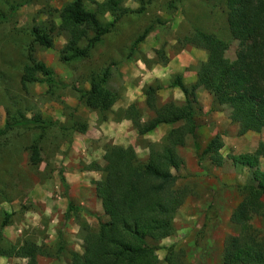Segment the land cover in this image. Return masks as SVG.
Masks as SVG:
<instances>
[{
    "label": "rangeland",
    "instance_id": "rangeland-1",
    "mask_svg": "<svg viewBox=\"0 0 264 264\" xmlns=\"http://www.w3.org/2000/svg\"><path fill=\"white\" fill-rule=\"evenodd\" d=\"M104 1L84 3L109 32L93 44L87 56L65 62L70 40L81 36L77 45L86 48L95 36L87 26L75 28L76 32L71 29L70 9L75 0H0V12L6 16L0 23V130L7 121L15 123L22 116L54 124L47 130L15 127L0 135V246L8 249L11 244H37L41 252L39 264H70L72 253L84 254L86 233L82 224L87 223L97 232L100 222L109 221L104 214L97 215L96 207L95 183L103 179L104 172L88 168L94 164L106 166L105 155L116 146L115 137L124 143L126 129L119 127L125 122L121 113L124 107L135 104L140 122L145 124L161 106L183 103L174 100L176 92L171 86L183 81V73L174 74V66L168 69L167 65L171 60L183 65L194 56L197 62L186 71L195 72L198 80L202 57H206L202 52L207 58L208 53L190 40L197 30L228 42L223 56L232 63H237L236 53L244 46L242 40L231 35L225 6L218 1L125 0L128 12L124 15L104 12L97 5ZM20 3L26 5L12 15L11 7ZM35 27L51 35L52 49L35 42ZM148 28L151 32L133 51L134 42ZM32 53L52 71V81L40 73L27 76ZM107 68L111 70L106 88L112 108L105 113L104 121L79 91L93 97L91 81L100 80ZM153 68L156 71L150 73ZM23 78H27V87ZM149 87L155 93L147 96ZM201 90L205 92L201 95L197 91L192 98L196 99L193 106L197 138H186L185 145L178 148L185 164L171 170L186 200L175 216V232L159 244L160 264H223L228 241L242 234V227L232 222L244 198L242 189L257 185L255 169L236 164L232 156L247 154L264 143V130L240 135L232 129L239 124L232 123L229 133H215L212 117L221 114L230 119V109ZM209 103L211 107L206 108ZM177 127L178 124L166 125L161 137L157 132L156 138L154 134L138 136L134 146L125 147L135 150L140 161L138 171L149 161L148 146L163 145ZM218 134L225 144L221 159L213 162L204 151ZM259 168L264 172V158ZM61 169L69 192L60 179ZM262 199L264 202V195ZM69 201L82 211L68 215ZM6 214L11 215L9 225L2 229ZM247 224L263 236L264 212L254 215ZM202 231L205 235L198 237ZM196 241L199 248L195 247ZM256 263H260L258 258Z\"/></svg>",
    "mask_w": 264,
    "mask_h": 264
},
{
    "label": "trees",
    "instance_id": "trees-1",
    "mask_svg": "<svg viewBox=\"0 0 264 264\" xmlns=\"http://www.w3.org/2000/svg\"><path fill=\"white\" fill-rule=\"evenodd\" d=\"M221 2L226 9L227 24L233 37L243 41L244 46L236 53L237 63H232L223 56L229 48V43L216 36L197 30L190 39L194 45L204 49L208 58L200 65L199 78L196 83L187 86L183 81L171 84L179 88L185 102L178 104L171 102L156 110L155 117L145 124H141L139 109L135 104L121 111L122 120L131 121L138 135L145 136L162 125H176L179 127L169 133L165 143L150 144L149 161L141 171L136 169L139 158L132 147L123 148L114 146L107 150L105 155L106 166L100 168L97 164L88 168L104 172L101 181L95 183L96 195L102 202L107 222L99 223V230L94 231L87 223L82 224L86 235L84 237V254L72 253L71 264H160L157 251L160 242L171 237L175 232L174 219L181 206L184 205L186 194L182 188L176 187L177 178L171 172L184 166V160L178 152L183 147L186 138H197L198 126L195 122V110L192 99L194 94L204 89L214 96V101L224 102L230 109V119L238 123L240 135L247 132H261L264 130V0H205L207 3ZM125 0H105L97 4L104 12L120 15L128 11L124 9ZM26 5L20 3L11 7V14ZM103 13V12H102ZM71 24L75 28L87 26L95 33L89 46L81 48L77 45L78 39L70 40L63 57L65 62L87 56L90 48L96 41L109 32L98 21L95 13L88 12L84 0H75L71 9ZM6 19L0 12V23ZM146 29L134 42L132 50L135 51L149 33ZM35 42L44 49H52L54 41L49 33L34 28ZM133 54V53H132ZM31 67L27 76L40 73L53 80V73L45 64L30 55ZM110 68L105 69L100 80L91 81V93L81 92L86 104L99 111L106 121L105 113L111 111L112 103L108 101L106 88ZM27 78H23L25 83ZM147 96L155 93L152 87L145 92ZM54 124L41 119H27L22 116L15 123L7 121L0 130V135L8 133L11 129L47 130ZM224 147L221 136L216 135L205 149L204 154L213 162L221 159L220 151ZM264 158V143L259 144L254 153L232 156V160L242 167L255 169L257 185L246 186L242 189L243 201L234 211L232 222L242 227L239 237L231 238L225 248L223 264H264V235L247 224L254 215L264 212V172L259 168L260 160ZM60 179L67 192L70 186L67 183L63 169L60 170ZM82 211L71 201L68 202L67 214ZM11 215L6 214L2 229L9 225ZM206 228L207 225H204ZM259 233V235H258ZM202 231L198 237L204 236ZM0 232V241L3 239ZM62 247L63 241L59 237ZM11 244V243H10ZM9 246V245H8ZM195 247L200 243L196 241ZM169 250H173L170 247ZM40 248L37 244L28 242L22 246L10 245L7 248L0 246V256L8 258H21L25 264H38Z\"/></svg>",
    "mask_w": 264,
    "mask_h": 264
},
{
    "label": "crops",
    "instance_id": "crops-1",
    "mask_svg": "<svg viewBox=\"0 0 264 264\" xmlns=\"http://www.w3.org/2000/svg\"><path fill=\"white\" fill-rule=\"evenodd\" d=\"M202 55L206 56L204 58L202 57V62H204L207 60V55L204 52H202ZM177 59H179V57ZM182 62H184V61H182ZM195 62H197V60H195V57L193 56V58L189 62H187L183 65H179L175 62V60L174 61L171 60V61H169L168 65H167L168 67L167 66L166 67L169 69V68H171V66L172 67L174 66L175 70H172L174 72V74L179 73V72L183 73V83L187 86H190V85L197 82V74L193 71L192 72L186 71V68H188L192 65L194 66ZM155 71H156V69L153 68L150 73H153ZM174 91L176 92V94H175L176 97L174 100L178 101V102H184L185 99L183 100L184 95H183L182 91L179 88H175ZM204 92L205 91L200 89V90H198L197 94L202 95ZM131 104H132V102L127 104L126 107H124V108L127 109ZM205 107L210 108L211 103H209V105L206 104ZM212 118L215 122V133H225V132L229 133L231 126H233L232 120L228 119L227 117L222 116L221 114H215L214 117H212ZM130 122L131 121L125 120L124 125L119 126L120 129H121V127L123 128V126H124V130L125 129L126 130L124 131V143L122 141L117 142V140L119 138L115 137L116 140H115L114 144L116 146H120V147L125 148L128 146H132V145L134 146L135 145L136 140H137L139 135H138V132L136 130H134L132 127H130V125H129V124H131ZM165 126L166 125H162V126L158 127L156 130H154L153 132H151L147 136L149 137V136H151V134L152 135L154 134L153 137L156 138L155 135L157 132V134L161 137V135L163 134L161 132H162L163 128H165ZM232 129L238 133L240 130V127L239 126H237V127L233 126ZM246 134H254V132L250 131V132H247ZM121 138L123 139L122 135H121ZM223 142H225V141H223ZM257 149H258V146L254 147V149L248 151L247 154L254 153L257 151ZM96 200H97L96 207L99 210L97 212V215L98 216H102L103 214L105 215L104 210H103V206H102V202L98 199V197H96ZM4 234H6V232ZM0 264H25V260L21 259V258H8V257L0 256Z\"/></svg>",
    "mask_w": 264,
    "mask_h": 264
}]
</instances>
